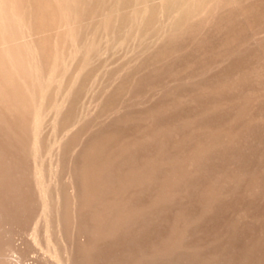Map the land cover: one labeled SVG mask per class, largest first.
<instances>
[{
    "label": "rangeland",
    "instance_id": "374dc122",
    "mask_svg": "<svg viewBox=\"0 0 264 264\" xmlns=\"http://www.w3.org/2000/svg\"><path fill=\"white\" fill-rule=\"evenodd\" d=\"M66 4L67 33L45 37L41 0L10 6L37 61L64 60L42 73L51 117L0 108L2 263L264 264V0H209L175 30L162 0L151 20Z\"/></svg>",
    "mask_w": 264,
    "mask_h": 264
},
{
    "label": "bare ground",
    "instance_id": "6f19581e",
    "mask_svg": "<svg viewBox=\"0 0 264 264\" xmlns=\"http://www.w3.org/2000/svg\"><path fill=\"white\" fill-rule=\"evenodd\" d=\"M42 1V5L38 8L39 11H42L44 14H46L47 16H49L48 18V23L45 25L43 19L41 21H39L38 26L36 27L37 29V33H41L44 37L46 35H44V33L46 32H55L56 34H65L67 33V28L65 30V27L67 26L65 22H67L68 17L71 15V11L72 9H70V7H68V5L66 4L69 0H41ZM155 0H119V3H122V5H127V6H131L133 8V13L132 16L133 17H138V19L140 20L139 16L142 17H147L150 20L153 19L155 17L156 10L151 8V4L152 2ZM209 0H162V4H161V15L165 18L168 19L169 21V26L171 28H173L174 30L178 27L180 28V26L183 25V23L192 15L197 13L204 4H206ZM14 3V0H0V108L1 110H3L5 113L11 115L13 117V115L19 116L23 118H28V119H33L34 121L37 120V118L43 113L44 114V118L45 116H50L53 112V109L51 107H49L47 110H44V112L42 111V107H43V103L45 102V94L48 91V89L50 88V86L47 85V79H44L45 75H42L43 71L48 69L49 71V76L53 75V73L57 70L58 67V63L59 61L61 62V60H64L63 54L58 52V50L52 55H48L47 58L45 59V61H37V59L31 54L30 48H29V44L27 41V35H26V31H22V27H21V23L18 22L19 19V14L16 13V11L11 9V4ZM118 4V3H117ZM122 7V6H121ZM148 10L149 13L147 12V16L145 11ZM144 11V12H143ZM41 12V13H42ZM132 17V18H133ZM143 18V19H144ZM135 19V18H133ZM148 20V19H147ZM20 21V20H19ZM70 24V23H69ZM157 25L154 24V26ZM165 26V25H164ZM167 27V26H166ZM33 28V27H32ZM31 28V29H32ZM169 28V27H168ZM25 29V28H24ZM70 29V28H68ZM159 29V28H158ZM172 29V30H173ZM252 29V28H251ZM171 29L169 28V31ZM36 31V30H33ZM168 31V30H167ZM24 32V33H23ZM26 32V33H25ZM29 32V31H28ZM156 32V30L154 31ZM171 33V32H170ZM25 34V35H24ZM50 34V33H49ZM157 34V33H156ZM155 34V35H156ZM41 35V36H42ZM52 35V34H51ZM54 35V34H53ZM38 36V35H37ZM57 36V35H56ZM64 36V35H63ZM154 37V34L152 35ZM33 37V36H32ZM62 37V36H61ZM151 37V36H150ZM41 38V37H40ZM49 38H47L48 40ZM40 40V39H39ZM47 40H42L41 42H39V49L42 52H46V50L48 52L51 51V44L50 42H48ZM38 41V40H37ZM60 45V44H59ZM254 47V46H252ZM264 47V46H263ZM37 48V49H38ZM260 49V48H259ZM260 51H263L262 49H260ZM65 53V52H64ZM260 62V61H259ZM257 64V63H256ZM255 64V65H256ZM259 64V63H258ZM257 66V65H256ZM262 66V64L260 65ZM257 70V69H256ZM47 71V70H46ZM75 71V70H74ZM59 72V71H58ZM259 73V72H258ZM71 74V73H70ZM249 74V73H248ZM58 75V74H56ZM69 76V75H68ZM65 74L62 76V79H64ZM72 77V75H71ZM70 77V78H71ZM74 78V77H73ZM259 78V77H258ZM66 79V78H65ZM51 81V80H49ZM72 81V80H71ZM70 82V79H69ZM67 82V83H69ZM51 83V82H50ZM66 83V82H65ZM66 83V84H67ZM245 83V82H244ZM52 84V83H51ZM65 84V85H66ZM236 84V83H235ZM262 84V83H261ZM220 85V84H219ZM223 85V84H222ZM221 85V86H222ZM68 86V85H66ZM65 87V86H64ZM63 87V88H64ZM254 88V87H253ZM53 89V88H52ZM216 89V88H215ZM258 89V88H257ZM262 89V88H261ZM260 89V90H261ZM57 90V89H56ZM254 90V89H253ZM259 90V89H258ZM55 91V90H54ZM251 92V90H249ZM258 92V91H257ZM262 92V91H261ZM207 94V93H206ZM217 94V93H216ZM53 94H51L50 96L52 97ZM214 95V94H213ZM259 98V97H258ZM49 99V98H48ZM257 99V98H256ZM242 100V99H241ZM264 100V99H263ZM44 101V102H43ZM47 103V102H46ZM50 103V100H49ZM49 105V104H48ZM47 106V105H46ZM219 107V106H218ZM2 112V111H1ZM1 114V113H0ZM3 114V113H2ZM5 114H3V117ZM56 115V114H55ZM7 117V116H6ZM51 117V116H50ZM6 119V118H5ZM39 119V118H38ZM16 120V119H15ZM19 120V121H21ZM26 119H24L25 121ZM46 120V119H44ZM41 121V120H40ZM6 122H8V120H6ZM23 122V121H22ZM27 122V121H26ZM45 122V121H44ZM18 123V122H17ZM30 123V122H28ZM13 124V122H12ZM11 124V126H12ZM21 124V123H19ZM18 124V125H19ZM25 124V123H24ZM22 124V125H24ZM3 125V124H2ZM7 125H10L9 123ZM1 126V125H0ZM25 126V125H24ZM29 125L27 124V127ZM33 126V125H31ZM37 126V125H36ZM8 127V126H7ZM14 127V126H13ZM240 127V126H239ZM10 128V127H9ZM22 128V126H21ZM19 128V130L21 129ZM26 128V127H25ZM24 128V129H25ZM37 128V127H36ZM16 129V128H15ZM13 130V132H15L16 130ZM22 129V130H24ZM42 129V127H41ZM70 129V128H69ZM28 131V129H26ZM36 130V129H35ZM64 130V129H62ZM148 130V129H147ZM30 131V130H29ZM7 132V130L5 131V133ZM12 132V133H13ZM16 132L19 133V131L17 130ZM21 132V130H20ZM26 132V131H25ZM25 132H22V134ZM63 132V131H62ZM65 132V131H64ZM165 132V131H164ZM36 133V132H35ZM39 134V133H38ZM152 134V133H151ZM162 134V133H161ZM9 135V134H6ZM28 135V134H27ZM27 135H25L27 137ZM30 136V135H29ZM36 137V136H35ZM159 137V136H158ZM16 138V137H14ZM19 138V137H18ZM21 139L22 136H21ZM27 138V142H28ZM35 139V138H34ZM45 139V138H43ZM165 139V138H164ZM16 140V139H15ZM26 140V139H25ZM23 140V141H25ZM30 140V139H29ZM157 140V139H156ZM160 140V139H159ZM35 141V140H33ZM46 141V139H45ZM44 141V143H45ZM31 142V140H30ZM36 142V141H35ZM43 142V140H42ZM20 143V142H19ZM34 143V142H33ZM32 143V144H33ZM38 143V142H37ZM44 143H40V146H44ZM48 143V142H47ZM11 144V143H10ZM24 144V143H23ZM50 144V143H49ZM217 144V143H216ZM25 145H27L25 143ZM31 145V144H28ZM34 145V144H33ZM90 145V144H89ZM143 145V144H142ZM164 145V144H163ZM12 146V145H10ZM21 146V144L19 145ZM36 146V145H35ZM50 146V145H49ZM124 146V145H123ZM26 147V146H25ZM24 147V148H25ZM30 147V146H29ZM28 147V148H29ZM33 147V146H32ZM47 147V146H46ZM23 148V149H24ZM27 148V149H28ZM37 148V147H36ZM41 148V147H40ZM45 148V147H43ZM48 148V147H47ZM14 149V148H13ZM19 149V148H18ZM55 149V148H53ZM97 149V148H96ZM125 149V148H124ZM161 149V148H160ZM26 150V149H25ZM32 150V149H31ZM35 150V149H34ZM30 152V150H28ZM51 151V148H50ZM49 151V152H50ZM129 151V150H128ZM161 151V150H160ZM36 152V151H35ZM99 152V151H98ZM97 152V153H98ZM28 153V152H27ZM44 153V152H43ZM54 153V152H52ZM34 154V152L32 153ZM47 154V152H46ZM30 155V154H29ZM28 155V156H29ZM33 156V155H32ZM40 156V155H39ZM43 156V155H41ZM54 156V155H53ZM95 156V155H93ZM122 156V155H121ZM203 156V155H202ZM38 157V156H36ZM50 157V156H49ZM35 158V156L31 157ZM48 158V157H47ZM52 158V156H51ZM151 158V157H150ZM30 159V160H31ZM40 159V158H39ZM34 160V159H33ZM47 160V159H46ZM36 161V158H35ZM34 161V162H35ZM38 161V160H37ZM53 161V160H52ZM41 162V161H40ZM51 162V161H50ZM54 162V161H53ZM57 162V161H56ZM33 163V161H32ZM31 163V164H32ZM36 163V162H35ZM33 163V164H35ZM48 164V162H46ZM38 164V162H37ZM112 164V163H111ZM46 166V164H45ZM171 167V166H170ZM44 168V167H43ZM139 168V167H138ZM46 169V168H45ZM48 169V168H47ZM43 170V169H42ZM51 170V169H50ZM34 173V172H33ZM127 173V172H126ZM80 174V173H79ZM82 174V173H81ZM85 174V173H84ZM14 176V175H13ZM73 176H76L75 174ZM28 177V176H27ZM41 177V176H40ZM79 177V175H78ZM77 177V178H78ZM85 177V176H84ZM36 178V177H35ZM81 178V177H80ZM87 178V177H86ZM73 179V178H72ZM84 179V178H82ZM82 179H80L79 181H81ZM41 180V179H40ZM55 180V179H54ZM74 180V179H73ZM85 180V179H84ZM38 181V180H37ZM78 181V182H79ZM105 181V180H104ZM150 182V181H149ZM162 182V181H161ZM178 182V181H177ZM82 183V181H81ZM86 183V182H85ZM25 184V183H24ZM49 184V183H48ZM77 184V183H76ZM11 185V184H10ZM42 185V184H41ZM40 185V186H41ZM45 185V184H44ZM78 185V184H77ZM230 185V184H229ZM38 186V185H37ZM36 186V187H37ZM83 186V185H82ZM81 186V187H82ZM153 186V185H152ZM138 187V186H137ZM235 187V186H234ZM14 188V187H13ZM70 189H72V187H69ZM76 188V186H75ZM211 189V187H209ZM39 189V186L38 188ZM45 189V188H44ZM119 189V188H118ZM254 190V189H253ZM40 191V190H39ZM51 191V189L49 190ZM79 191V190H78ZM83 191V190H82ZM257 191V190H256ZM43 192V193H42ZM47 192V191H45ZM49 193V192H48ZM46 193V194H48ZM73 193V192H72ZM161 193V192H160ZM41 194H44V191H41ZM53 194V193H51ZM50 194V195H51ZM254 194V193H253ZM49 195V194H48ZM63 195V194H62ZM61 195V196H62ZM77 195V194H76ZM87 195V194H86ZM52 196V195H51ZM79 196V195H77ZM44 197V196H42ZM46 197V196H45ZM49 197V196H47ZM60 197V195H59ZM82 197V196H81ZM85 197V196H84ZM13 198V197H12ZM53 197H51L50 199H52ZM44 199V198H42ZM48 199V198H47ZM49 199V200H50ZM54 199V198H53ZM79 199V198H78ZM17 200V199H16ZM41 200V199H40ZM56 200V199H55ZM61 198L59 199V204ZM44 201V200H42ZM41 201V204L44 206V208L42 207V211L40 214V217L43 215H45V213L47 212V206L45 207V204ZM46 202V201H44ZM48 202V201H47ZM53 202V200H52ZM51 202V203H52ZM57 203V201H55ZM53 202V203H55ZM78 202V201H77ZM57 203V204H58ZM74 203V202H73ZM72 203V204H73ZM87 203V202H86ZM55 204V205H57ZM58 204V205H59ZM41 205V206H42ZM50 205V202H49ZM61 205V204H60ZM76 205V204H75ZM53 206V204H52ZM72 206V205H71ZM85 206V205H84ZM83 206V207H84ZM58 207V206H57ZM61 207V206H60ZM74 207V204L73 206ZM71 208V207H70ZM36 209V208H35ZM58 209V208H57ZM75 209V208H74ZM72 209L71 212H74ZM53 210V209H52ZM60 210V208L58 209ZM82 210V209H81ZM87 210V209H86ZM99 210V209H98ZM54 211V210H53ZM55 212V211H54ZM59 212V211H58ZM114 212V211H113ZM53 213V212H52ZM66 213V212H65ZM69 213V212H68ZM62 214V212L60 211V215ZM49 214H47L48 216ZM57 215V214H55ZM92 215V214H91ZM62 216V215H61ZM46 217V215H45ZM54 217V216H53ZM51 218V217H50ZM58 218L57 216H55V219ZM60 218V217H59ZM47 219V218H46ZM49 219V217H48ZM54 219V218H53ZM65 220V219H64ZM121 220V219H120ZM48 221V220H47ZM50 221V220H49ZM53 221V220H52ZM51 221V222H52ZM56 221V220H55ZM60 221V220H59ZM72 221V220H71ZM54 222V221H53ZM52 222V223H53ZM41 223V222H40ZM50 223V222H49ZM55 223V222H54ZM58 225V224H57ZM64 225V224H63ZM62 225V226H63ZM109 226V225H108ZM99 230V229H98ZM39 231H41L39 229ZM37 231V232H39ZM48 228H45L44 234L47 235L48 233ZM29 233V232H28ZM71 233V232H70ZM108 233V232H107ZM31 234V233H30ZM39 234V233H38ZM43 234V236H44ZM50 234V233H49ZM56 234V233H54ZM58 234V233H57ZM56 234V236H57ZM62 234V233H61ZM59 234V235H61ZM35 235V234H34ZM52 236V234L50 235ZM64 237V236H63ZM172 237V236H171ZM47 238V237H46ZM65 238V237H64ZM33 239V238H32ZM44 239V237H43ZM50 239V238H49ZM68 239V238H67ZM85 239V238H84ZM56 240V239H55ZM34 241V240H33ZM48 241V240H45ZM51 241V240H50ZM57 241V240H56ZM64 241V240H63ZM81 241V240H80ZM83 241V240H82ZM1 242V241H0ZM38 242V241H37ZM41 242V241H40ZM60 242V241H59ZM62 242V241H61ZM86 242V240L84 241ZM47 243V242H46ZM82 243V242H81ZM3 244V243H2ZM35 244V242H34ZM42 244V243H40ZM39 244V245H40ZM55 244V243H54ZM57 244V243H56ZM61 244V243H60ZM66 243H64L65 245ZM43 245V244H42ZM59 245V244H57ZM63 245V244H62ZM53 246V244H52ZM49 247V246H48ZM56 246H54L55 248ZM66 247V245H65ZM53 248V249H54ZM67 248V247H66ZM41 249V248H40ZM45 249V248H44ZM59 249V248H58ZM65 249V248H64ZM71 249V248H70ZM2 250H3V246H2ZM48 250V249H46ZM45 250V251H46ZM69 250V249H68ZM51 251V250H50ZM54 251V250H53ZM57 251V250H56ZM67 251V250H64ZM61 252V251H60ZM71 252V251H70ZM69 252V253H70ZM7 253V251H6ZM9 253V252H8ZM47 253V252H46ZM68 253V252H67ZM4 254V253H3ZM15 254V253H14ZM44 254V253H43ZM48 254V253H47ZM46 254V255H47ZM59 253H57L58 255ZM66 254V252H65ZM6 255V254H5ZM10 255V254H8ZM7 255V256H8ZM60 255V254H59ZM62 255V254H61ZM65 256V255H64ZM0 257H1V253H0ZM55 257V256H54ZM14 258V257H13ZM16 258V257H15ZM14 258V259H15ZM17 259V258H16ZM56 259V258H55ZM61 259V258H60ZM69 259V258H68ZM67 259V260H68ZM264 259V257H263ZM262 259V260H263ZM6 260V259H5ZM11 260V259H10ZM7 261V260H6ZM66 261V260H65ZM18 259L16 260V263L18 264ZM0 264H3L2 261L0 260Z\"/></svg>",
    "mask_w": 264,
    "mask_h": 264
}]
</instances>
